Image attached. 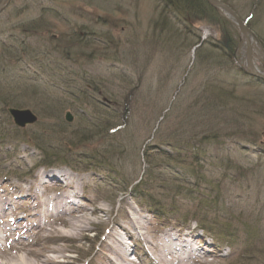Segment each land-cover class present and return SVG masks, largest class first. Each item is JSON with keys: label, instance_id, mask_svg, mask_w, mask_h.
<instances>
[{"label": "rangeland", "instance_id": "374dc122", "mask_svg": "<svg viewBox=\"0 0 264 264\" xmlns=\"http://www.w3.org/2000/svg\"><path fill=\"white\" fill-rule=\"evenodd\" d=\"M225 2L247 23L264 73V0ZM215 10L195 18L158 0H8L0 87L14 85L9 99L37 120L16 127L1 93L0 264L51 247L62 249L57 264H106L117 227L129 230L117 232L128 256L170 239L191 243L189 264H264V83L247 76L243 39ZM41 17L42 28L23 31ZM81 216L86 229L68 237L66 221ZM35 221L66 237L48 239Z\"/></svg>", "mask_w": 264, "mask_h": 264}, {"label": "bare ground", "instance_id": "6f19581e", "mask_svg": "<svg viewBox=\"0 0 264 264\" xmlns=\"http://www.w3.org/2000/svg\"><path fill=\"white\" fill-rule=\"evenodd\" d=\"M73 187H71L72 189ZM53 201V200H52ZM9 203V200H2L0 202V208L2 210L6 209V204ZM54 204L58 205V202ZM62 201L59 203L58 207H55V209L58 211V213H62L61 211L65 210L64 206L66 207L68 204V201L62 203ZM66 203V204H65ZM70 203V202H69ZM1 211V210H0ZM49 211V210H48ZM64 213V212H63ZM68 211L64 214H67ZM71 213V212H69ZM44 214V212H42ZM34 216L32 218H38L40 215L39 212L34 213ZM71 215V214H70ZM84 215V214H83ZM85 216H81V218L78 219H71L66 221V225L69 228V232L67 234L68 237H79V235L86 229L87 220L85 219ZM64 221V220H63ZM130 228L132 231L139 230L138 234L141 236V238L146 241V237L144 236L145 233H142V227L141 222L137 219H131L129 220ZM47 226V227H46ZM34 227L36 229H40L45 237L48 239H54L52 237L55 236V239H62L66 237V235L60 234L56 229L51 228L50 225H47L46 223H40L38 221H35ZM49 228V229H48ZM9 227L5 226L2 231L7 233L9 231ZM125 232L129 233V230L125 228L122 230V228L117 227V229H114L111 233H113L112 236H107V243L106 248L107 252L110 254L104 255L103 259L106 264H127V258L129 257L127 255V249L126 244L122 241V237H118L117 232ZM2 232V233H3ZM169 237L166 233L164 236ZM167 242L158 241L155 244L150 243H143L147 246L148 252L152 255V259L155 260L156 264H189L188 262L194 259V251L190 249L189 246L185 245L184 243H169L170 239H165ZM51 253V256L45 257L41 252H27L24 257H9L8 261L4 264H32L30 263V258L33 259V261L37 264H57V261L55 259H58L61 256L62 249H59L58 247H51V249L47 248V252ZM27 256V257H26ZM29 256V257H28ZM192 263V262H190ZM34 264V263H33Z\"/></svg>", "mask_w": 264, "mask_h": 264}, {"label": "water", "instance_id": "95a60500", "mask_svg": "<svg viewBox=\"0 0 264 264\" xmlns=\"http://www.w3.org/2000/svg\"><path fill=\"white\" fill-rule=\"evenodd\" d=\"M213 8L221 11L227 18H229L236 26L238 33L243 39L245 50V73L247 76L255 79L258 82L264 83V73L259 72L254 65L253 60V37L246 24L237 13L227 4L220 0H205ZM8 0H2L0 2V12L2 11ZM8 115L11 117L13 124L18 128H25L34 124L37 120L36 116L30 110H20L9 108L7 110ZM66 121L70 122L71 117L66 114Z\"/></svg>", "mask_w": 264, "mask_h": 264}, {"label": "trees", "instance_id": "16d2710c", "mask_svg": "<svg viewBox=\"0 0 264 264\" xmlns=\"http://www.w3.org/2000/svg\"><path fill=\"white\" fill-rule=\"evenodd\" d=\"M158 1L164 7H167L168 9H172V10L176 11L179 15H188L190 17H195V18L196 17H200L201 18V17L205 16V17L209 18L211 15H213L214 13H216L215 8H213L211 5H209L205 0H158ZM220 1L223 2V3H226L225 0H220ZM42 22H43L42 17L40 18V21L36 20L35 22L34 21L33 22H30L27 25V28L29 30H23V31L24 32H29V31H33V30L37 31V30H39L40 28L43 27L42 26ZM194 46H195V43L193 44V47ZM2 76H3V78H4L5 81L11 80V79H6L4 77V73H2ZM13 88H15V86L14 85H11V83H9V82L6 83V84H4L2 87H0V97H1V93H2L3 96H4V99H3L4 106L5 107H9V108H19V107H23V103H20V104H16L15 103V101H14L15 98L12 100L13 103L11 102V99H9L11 96L15 95V93H16V92H14L13 94L12 93L9 94V90H12ZM0 99H2V98H0ZM7 100H9V101H7ZM45 148L46 147H44V146H42V145L39 144L37 150H39V151L42 150V153L46 154L47 149L44 150ZM64 161H65V159L62 157L57 162L63 163ZM52 163H54V162L49 161V159L43 161V165L44 166H50ZM143 184L144 183L141 182V185H139L138 187H136V189L139 188L140 186H142ZM136 189L134 188V190H136ZM136 192H137V190H136ZM211 201H213V200H211ZM211 201H209V202H211ZM206 208H210V207H206ZM206 215L207 214L205 213L202 216L203 217H206ZM199 221H200V224L202 225V223L204 222V219H201V217H200V220Z\"/></svg>", "mask_w": 264, "mask_h": 264}]
</instances>
